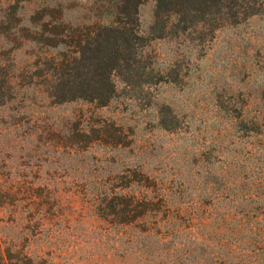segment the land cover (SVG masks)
<instances>
[{
  "label": "rangeland",
  "instance_id": "1",
  "mask_svg": "<svg viewBox=\"0 0 264 264\" xmlns=\"http://www.w3.org/2000/svg\"><path fill=\"white\" fill-rule=\"evenodd\" d=\"M206 2L0 0L4 248L48 264H264V0ZM117 21L138 35L105 97L91 42ZM60 24L69 45L27 38ZM120 195L137 210L102 209Z\"/></svg>",
  "mask_w": 264,
  "mask_h": 264
},
{
  "label": "trees",
  "instance_id": "2",
  "mask_svg": "<svg viewBox=\"0 0 264 264\" xmlns=\"http://www.w3.org/2000/svg\"><path fill=\"white\" fill-rule=\"evenodd\" d=\"M163 0H160V2ZM168 1V0H167ZM203 3L202 4H207L206 0H200ZM133 11L136 9V6H133ZM159 7V5H158ZM136 11V10H135ZM204 12V10H202ZM161 12L159 11V8L156 12V17H160ZM60 25L56 26L55 28H60L57 32H51L50 35L48 36H38V35H31V36H26L28 39L34 40V41H40L43 42L47 45H54L56 43H64L66 45H69L71 41L68 40V38H73L74 35L69 34L68 32L65 31V26L60 27ZM100 31L98 33V36L94 38V40L91 42L93 43V49L97 54H101L102 52L106 56V60H104L102 57L100 60L97 61V66L98 68L102 69V74L103 80L105 81V85L107 88V92L110 94L105 97H111V94L114 93L115 91V84L114 81L111 78V73L114 70L115 63L120 61V55L121 49H122V44H127V47L133 45V39L137 37L138 33L135 27L133 26H126L125 24H121V22L117 21L116 25H103L99 26ZM107 32V36L102 38L101 32ZM123 34L124 36V42L120 41V36L118 34ZM80 39V40H79ZM77 45H81V38H78L76 41ZM95 64V67H96ZM101 82V80H100ZM103 82V81H102ZM97 84V85H96ZM90 86H93L95 91L98 92V96L95 97H100L103 95L101 92V87L99 86V83H95L92 85L89 84ZM83 86V83L82 85ZM82 93H87L86 90H84ZM82 97H85V94H81ZM88 95H94L90 92ZM104 99V98H103ZM108 100L102 101V103H106ZM116 198L117 201H115ZM135 195H120L112 198H105L106 204L103 206L102 209L106 211L108 209L109 214H116V215H128L130 214L131 211L137 210V205H135ZM107 207V208H106ZM120 209V210H117ZM127 220L125 217H121V220ZM0 264H48L44 263V261H39L37 260L36 257L33 255H28L26 254L23 250L21 249H15L12 247H6L2 245L0 242Z\"/></svg>",
  "mask_w": 264,
  "mask_h": 264
}]
</instances>
